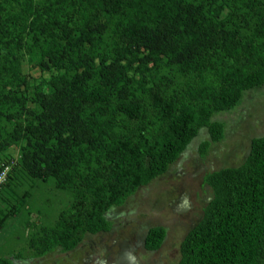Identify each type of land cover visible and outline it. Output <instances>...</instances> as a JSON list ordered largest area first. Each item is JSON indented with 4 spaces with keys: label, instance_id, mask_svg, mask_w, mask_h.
I'll return each instance as SVG.
<instances>
[{
    "label": "trees",
    "instance_id": "obj_1",
    "mask_svg": "<svg viewBox=\"0 0 264 264\" xmlns=\"http://www.w3.org/2000/svg\"><path fill=\"white\" fill-rule=\"evenodd\" d=\"M263 86L264 0H0V152L19 149L0 166V192L23 172L72 197L28 239L29 257L108 233L111 209L164 175L201 128L204 158L224 139L213 115ZM202 183L212 198L174 264H264V135ZM165 237L150 227L144 250Z\"/></svg>",
    "mask_w": 264,
    "mask_h": 264
},
{
    "label": "rangeland",
    "instance_id": "obj_2",
    "mask_svg": "<svg viewBox=\"0 0 264 264\" xmlns=\"http://www.w3.org/2000/svg\"><path fill=\"white\" fill-rule=\"evenodd\" d=\"M29 74L39 75L33 71ZM212 120L225 125L224 139L211 144L204 158H200L198 148L209 137L201 128L164 175L106 214L111 223L108 233L87 234L67 253L56 250L42 258H30L28 239L40 227L55 224L59 214L69 208L71 193L58 188L53 180L43 183L23 172L11 174L13 181L0 192V257L9 258L23 250L24 259L17 264L176 263L182 239L201 219L212 198L211 189L202 183L204 175L239 166L248 154L250 140L264 135V86L245 91L233 111L216 113ZM18 155L17 147L0 152V166L4 159L15 160ZM9 172L3 170L0 189ZM155 226L163 227L166 237L159 250L147 252L143 239Z\"/></svg>",
    "mask_w": 264,
    "mask_h": 264
},
{
    "label": "built area",
    "instance_id": "obj_3",
    "mask_svg": "<svg viewBox=\"0 0 264 264\" xmlns=\"http://www.w3.org/2000/svg\"><path fill=\"white\" fill-rule=\"evenodd\" d=\"M2 174V173H1ZM1 174H0V179H1ZM2 181H0V183H1Z\"/></svg>",
    "mask_w": 264,
    "mask_h": 264
}]
</instances>
